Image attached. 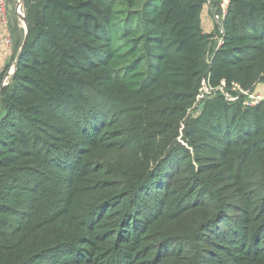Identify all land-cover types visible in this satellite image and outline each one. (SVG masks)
I'll return each mask as SVG.
<instances>
[{
    "label": "trees",
    "instance_id": "obj_1",
    "mask_svg": "<svg viewBox=\"0 0 264 264\" xmlns=\"http://www.w3.org/2000/svg\"><path fill=\"white\" fill-rule=\"evenodd\" d=\"M209 1L25 0L0 264H264V100L233 87L264 83V0H229L222 35Z\"/></svg>",
    "mask_w": 264,
    "mask_h": 264
},
{
    "label": "built area",
    "instance_id": "obj_2",
    "mask_svg": "<svg viewBox=\"0 0 264 264\" xmlns=\"http://www.w3.org/2000/svg\"><path fill=\"white\" fill-rule=\"evenodd\" d=\"M228 6H229V0H221L219 11L214 15V20L218 25L221 35L223 34V22L227 14ZM9 31H10L9 2L8 0H0V50L8 54L12 51L14 47V41L11 35L9 34ZM220 36L218 38V46H220L222 43V37ZM5 67L0 69V72H2L5 69ZM11 76L12 74L8 72L4 79L3 85H6L9 82ZM223 85L225 84L223 83ZM233 87L241 94L249 96L250 92H245L238 84H233ZM203 90L205 91L206 94L209 93V89L207 87L203 88ZM205 93H202L199 98L202 99ZM230 99L234 100L235 98H230ZM263 100H264V96L253 95L250 96V98H248L246 105L254 106L258 102Z\"/></svg>",
    "mask_w": 264,
    "mask_h": 264
},
{
    "label": "crops",
    "instance_id": "obj_3",
    "mask_svg": "<svg viewBox=\"0 0 264 264\" xmlns=\"http://www.w3.org/2000/svg\"><path fill=\"white\" fill-rule=\"evenodd\" d=\"M214 1H217V0H214ZM214 15H215V9L213 8V0H211L204 6L202 15H201L202 29L205 34H211L216 30V28H218V25L214 20ZM218 38L216 39L218 40ZM11 55H12V52L8 54L0 50V65H2L0 69H2L4 66L9 64L11 60ZM15 64L16 62L11 63L10 69L12 67L14 68ZM11 70H12L11 74H13L15 69H11Z\"/></svg>",
    "mask_w": 264,
    "mask_h": 264
},
{
    "label": "rangeland",
    "instance_id": "obj_4",
    "mask_svg": "<svg viewBox=\"0 0 264 264\" xmlns=\"http://www.w3.org/2000/svg\"><path fill=\"white\" fill-rule=\"evenodd\" d=\"M25 0H9V16H10V26L11 24H18L20 29L25 30L26 32V28H25ZM10 27V31H11ZM2 55V54H1ZM0 67H2V65H0ZM5 67V66H4ZM11 69H14L13 67ZM8 70L9 73L12 72V70ZM205 83V82H204ZM203 93H205V91L203 90ZM264 96V83L259 84L256 89L253 92L249 93L248 98H250V96Z\"/></svg>",
    "mask_w": 264,
    "mask_h": 264
},
{
    "label": "water",
    "instance_id": "obj_5",
    "mask_svg": "<svg viewBox=\"0 0 264 264\" xmlns=\"http://www.w3.org/2000/svg\"><path fill=\"white\" fill-rule=\"evenodd\" d=\"M25 26H26V30H28V29H27V22H26V20H25ZM26 39H27V37H26ZM26 39H25V41H26ZM20 55H21V54H19L18 58H20ZM18 58H17V59H18ZM206 87H207V85H206V83H204V84H203V88H206Z\"/></svg>",
    "mask_w": 264,
    "mask_h": 264
}]
</instances>
